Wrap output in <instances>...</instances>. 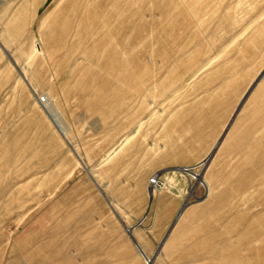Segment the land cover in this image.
Listing matches in <instances>:
<instances>
[{
  "label": "rangeland",
  "instance_id": "rangeland-1",
  "mask_svg": "<svg viewBox=\"0 0 264 264\" xmlns=\"http://www.w3.org/2000/svg\"><path fill=\"white\" fill-rule=\"evenodd\" d=\"M263 69L264 0H0V264H264Z\"/></svg>",
  "mask_w": 264,
  "mask_h": 264
},
{
  "label": "water",
  "instance_id": "water-1",
  "mask_svg": "<svg viewBox=\"0 0 264 264\" xmlns=\"http://www.w3.org/2000/svg\"><path fill=\"white\" fill-rule=\"evenodd\" d=\"M263 75H264V69H263L262 72L256 77V79L254 80V82L251 84V86L249 87V89L247 90V92L245 93V95L243 96V98L241 99V101H240V103H239V105H238V107H237V109H236L234 115L232 116L230 122L228 123V125L231 123L233 117L236 115V112L238 111V109L242 106L244 100L246 99V97L248 96V94L250 93V91L255 87V85H256L257 82L263 77ZM227 129H228V126H226V128L224 129L223 133L221 134V136L219 137L218 141H217L216 144L214 145V147H213V149H212V152H211V154L208 156L207 159H209V158L212 156L213 152L215 151V149H216V148L218 147V145L220 144L221 139H222L223 136L225 135ZM206 162H207V160H206ZM180 211H181V210H180ZM172 225H173V224H172ZM172 225L170 226V228L172 227ZM127 232H128V231H127ZM135 246H137V245L135 244Z\"/></svg>",
  "mask_w": 264,
  "mask_h": 264
},
{
  "label": "built area",
  "instance_id": "built-area-1",
  "mask_svg": "<svg viewBox=\"0 0 264 264\" xmlns=\"http://www.w3.org/2000/svg\"><path fill=\"white\" fill-rule=\"evenodd\" d=\"M43 100H44V98L40 97V101H41L40 103H43ZM147 185H148V188H149V189L155 187L154 189L160 190L161 182H160V178H159V176L153 174V175L151 176V178L149 179Z\"/></svg>",
  "mask_w": 264,
  "mask_h": 264
},
{
  "label": "crops",
  "instance_id": "crops-1",
  "mask_svg": "<svg viewBox=\"0 0 264 264\" xmlns=\"http://www.w3.org/2000/svg\"><path fill=\"white\" fill-rule=\"evenodd\" d=\"M146 183H147V182H146ZM146 188H147V186H146ZM143 193H144V194L147 193V190H146V192H145V188H144V190H143V189L141 190V196H142L143 198H145ZM148 196H149V195H148ZM146 198H147V197H146ZM117 219H118V220H123V218H122L121 216H117ZM124 219H125V218H124ZM126 228L129 229V228H131V227H126ZM136 245H138V244H136Z\"/></svg>",
  "mask_w": 264,
  "mask_h": 264
},
{
  "label": "bare ground",
  "instance_id": "bare-ground-1",
  "mask_svg": "<svg viewBox=\"0 0 264 264\" xmlns=\"http://www.w3.org/2000/svg\"><path fill=\"white\" fill-rule=\"evenodd\" d=\"M98 5H99V3H97ZM94 7V6H93ZM86 10V9H85ZM58 129H59V127H58ZM60 130V129H59ZM227 131V130H226ZM209 160V159H208ZM155 188V187H154ZM154 188H151V189H149V190H151V191H149V193L150 194H152L153 195V193H155L156 191H157V189H154ZM128 232H129V234H130V231L128 230Z\"/></svg>",
  "mask_w": 264,
  "mask_h": 264
}]
</instances>
